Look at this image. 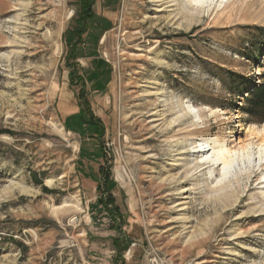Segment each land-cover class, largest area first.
I'll return each instance as SVG.
<instances>
[{
    "label": "rangeland",
    "instance_id": "rangeland-1",
    "mask_svg": "<svg viewBox=\"0 0 264 264\" xmlns=\"http://www.w3.org/2000/svg\"><path fill=\"white\" fill-rule=\"evenodd\" d=\"M74 1L0 0V264H264L255 172L224 190L218 169L158 187L193 167L181 143L236 142L264 123L230 78L264 82L262 0L218 15L182 0L159 12L164 0H96L79 40ZM88 45L108 66L98 91L79 62ZM186 106L201 118L169 133V148L158 131Z\"/></svg>",
    "mask_w": 264,
    "mask_h": 264
},
{
    "label": "bare ground",
    "instance_id": "bare-ground-1",
    "mask_svg": "<svg viewBox=\"0 0 264 264\" xmlns=\"http://www.w3.org/2000/svg\"><path fill=\"white\" fill-rule=\"evenodd\" d=\"M154 1L158 2L161 0L158 1L154 0ZM229 1L230 0H182L181 4L182 6H184V8H186L188 12L190 10L193 11H204V9L210 10L211 8L215 7L218 9L217 12L218 15L224 10V8L227 6ZM262 2L264 5V0H262ZM162 4H165L164 7H162ZM177 4H179V1L177 0H164V2L158 4L159 7H157L158 9L156 12L163 11L166 8L173 7L174 5ZM166 17L169 18L168 16ZM173 23H176V21ZM172 112L173 110L171 109L168 111L166 110V113H164L165 115H162V118L164 119L165 116L171 115ZM212 113H214V111H212ZM150 114L153 115L154 113H150ZM200 118L201 116L196 107L193 106L183 107L178 111L176 117H171L168 119L169 122L166 124V127L162 130H159L158 133L162 136V138H166V143L169 144L168 145L169 148L177 147L179 141L171 145L170 144L171 142L169 140V136H170L169 133H172V131H174L177 126L179 127L181 125H186L189 122L192 123L193 122L192 119L199 120ZM138 127L140 131H143L140 134V137H142L141 140L142 143L146 144L149 141L153 140V137L149 135L146 136V134H144L145 131H147L148 128H150L148 124H146L143 121H139ZM186 128H187L186 126L181 127L180 129L183 130L182 131L180 130L181 132H179L178 134H182L184 136H192V134L189 132L191 130H185ZM178 150L179 152L177 155L183 154L186 155V157L188 156L189 158H192L191 161L189 162L186 161L185 164L186 166H190V167L193 166V167L186 169L184 171V178H181L180 176L175 177L173 175H170L167 179L162 180L163 182L161 183V185H158V187H163L165 189L168 188L171 189L172 186L176 187L180 182H186V179L190 175L191 171H194L195 169L207 170L208 172L211 169H218L219 176L216 179L217 181L216 185H220V187L219 188L214 187V188L215 190H224L230 187L231 185H233V182L234 184L238 185L239 184L238 178L240 175L245 174L247 177H249L252 173L255 172L256 178L258 180V187L256 193L258 194V196L261 197L262 199L261 202L262 205L264 206V123L261 126H252L251 128H247L245 138L241 139L240 137H238V140L236 142H234L233 140L228 141L225 139L221 141L217 137L215 138L208 137V138H202L198 142H193L191 144L181 143V145L178 147ZM178 150H174V151H178ZM171 152L173 151L170 150L169 152H166V150H164V153H159L158 157H154L153 164L156 166L157 161L161 158V156L163 157V154L171 155ZM142 161L146 162V160H142ZM168 165L174 166L175 163L172 162L171 164ZM146 170L147 167L144 169V171L146 172ZM11 190H13V188H11ZM20 190L24 191L25 189L20 188ZM185 190L186 189L183 188V191ZM231 192L234 193L235 191L231 190ZM164 195H171V193H166ZM227 195H229V193H227L226 191L225 196ZM167 211L168 210H166L165 213H167ZM150 212H152L153 215H156L158 213L154 210H150Z\"/></svg>",
    "mask_w": 264,
    "mask_h": 264
},
{
    "label": "trees",
    "instance_id": "trees-1",
    "mask_svg": "<svg viewBox=\"0 0 264 264\" xmlns=\"http://www.w3.org/2000/svg\"><path fill=\"white\" fill-rule=\"evenodd\" d=\"M256 28L258 35L264 36V29L260 27H254ZM264 51V46L261 50V52ZM231 74V87L234 88V90L238 89L241 92H248L247 96V102L246 104L249 107V111H256L261 110L264 112V82H261L260 84L256 85V83L248 78L247 76H244L239 73H230ZM264 78V77H263ZM234 90L231 91L234 93Z\"/></svg>",
    "mask_w": 264,
    "mask_h": 264
},
{
    "label": "flooded vegetation",
    "instance_id": "flooded-vegetation-1",
    "mask_svg": "<svg viewBox=\"0 0 264 264\" xmlns=\"http://www.w3.org/2000/svg\"><path fill=\"white\" fill-rule=\"evenodd\" d=\"M73 4L74 8L70 17L73 19L74 25L71 28L70 32L76 36V40H79L83 36V33H81V31L85 28V36L87 38V33L90 31L89 28H87L88 22L95 19L94 17L97 15L95 11L96 0H75ZM99 25V28L90 38V41L92 42L93 38H95V36L99 34V30L102 28V24L99 23Z\"/></svg>",
    "mask_w": 264,
    "mask_h": 264
},
{
    "label": "crops",
    "instance_id": "crops-1",
    "mask_svg": "<svg viewBox=\"0 0 264 264\" xmlns=\"http://www.w3.org/2000/svg\"><path fill=\"white\" fill-rule=\"evenodd\" d=\"M88 46L83 50L84 54L81 55V60H79V62H81L83 66L88 65L90 70L88 79L91 81L92 88L98 91L105 84L108 66L103 59H101V56L95 55L94 48L90 45Z\"/></svg>",
    "mask_w": 264,
    "mask_h": 264
}]
</instances>
